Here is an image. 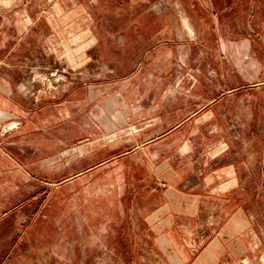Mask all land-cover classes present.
Segmentation results:
<instances>
[{
    "label": "rangeland",
    "instance_id": "1",
    "mask_svg": "<svg viewBox=\"0 0 264 264\" xmlns=\"http://www.w3.org/2000/svg\"><path fill=\"white\" fill-rule=\"evenodd\" d=\"M0 78V264H264V0H0Z\"/></svg>",
    "mask_w": 264,
    "mask_h": 264
},
{
    "label": "crops",
    "instance_id": "2",
    "mask_svg": "<svg viewBox=\"0 0 264 264\" xmlns=\"http://www.w3.org/2000/svg\"><path fill=\"white\" fill-rule=\"evenodd\" d=\"M7 80V82L6 81H4L2 78H0V96H3V95H6V96H9V94L11 93L10 91H9V85H10V83L12 84V82L13 81H11V80H9V79H6ZM108 107L109 108H111V106L110 105H108ZM113 118L115 119V121L117 122V123H119V124H124V117L121 115V114H119V113H117V112H115L114 113V115H113ZM8 119H10V114H8V113H5V112H3V111H1L0 110V122L1 121H4V120H8ZM116 135H112V136H110L109 138H113V137H115ZM86 151V148L85 147H80L79 148V153L80 154H82V153H84ZM190 171V170H189ZM184 173H181V175H183ZM180 177V176H179ZM166 190H164V192H165ZM179 194H182L181 192H179ZM183 195V194H182ZM195 198V197H194ZM198 199V198H197ZM171 229V228H170ZM166 233L167 232H169L168 230H164ZM168 235V234H167Z\"/></svg>",
    "mask_w": 264,
    "mask_h": 264
}]
</instances>
